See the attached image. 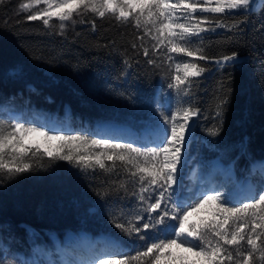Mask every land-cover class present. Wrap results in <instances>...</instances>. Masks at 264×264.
I'll list each match as a JSON object with an SVG mask.
<instances>
[{
	"label": "snow or ice",
	"instance_id": "obj_1",
	"mask_svg": "<svg viewBox=\"0 0 264 264\" xmlns=\"http://www.w3.org/2000/svg\"><path fill=\"white\" fill-rule=\"evenodd\" d=\"M255 10V0H32L20 5L26 21H41L45 29L58 25L59 31L52 34L60 36L77 23L91 24L94 30L97 18L134 28L139 43L131 47L137 55L142 49L148 65L166 68L169 97L176 94L182 103L155 101L141 134L110 126L106 135L101 134L104 127L70 131L65 122L38 124L35 118H17L11 111L0 117V184L63 161L78 174L120 177L94 190L97 203L131 196L135 204L134 209L110 214L109 223L119 231L101 241H92L81 229L78 247L83 254L53 240L51 247L35 245L31 259L17 253L15 264H264V159L251 163V174L259 175L253 182L235 180V160L226 168L220 164L230 149L202 141L209 152H219L211 167L203 159L194 164L197 157L192 155L193 126L201 114L191 102L194 82L210 71L242 70L248 62L237 51L209 56L204 34L218 28L239 30V22L228 25L225 20ZM124 63L131 67L127 60ZM11 75H22V68L16 66ZM231 88L230 75L218 82L215 122L206 129L211 137L223 129ZM233 147L241 155L247 152L246 141ZM96 212L95 204L86 208L82 223ZM29 238L34 242L35 234ZM8 252L0 239V264H5Z\"/></svg>",
	"mask_w": 264,
	"mask_h": 264
},
{
	"label": "trees",
	"instance_id": "obj_2",
	"mask_svg": "<svg viewBox=\"0 0 264 264\" xmlns=\"http://www.w3.org/2000/svg\"><path fill=\"white\" fill-rule=\"evenodd\" d=\"M16 1L0 5V104L62 119L67 110L70 119L66 122L74 129L113 123L139 130L134 110L153 101L164 69L148 65L142 49L136 54L131 47L139 43L136 30L110 18H97L94 30L91 24L77 23L60 36L52 34L59 31L57 27L45 29L41 21H26L23 15L13 13ZM255 9L251 15L237 12L225 20L228 25L239 22V30L218 28L204 34L209 56L237 51L247 58L244 68L210 71L194 82L191 94V102L201 109L193 126L194 163L203 159L211 167L219 152H209L201 143L211 141L220 150L230 149L220 162L235 160L236 177L253 182L259 175L251 174V163L264 159V3L257 0ZM125 60L131 67L125 66ZM16 66L22 68V75H11ZM229 75L231 101L224 112L223 129L219 136L211 137L206 129L215 122L218 82H226ZM28 85L37 91L29 92ZM170 100L174 106L182 103L176 94ZM245 141L247 152L241 155L233 146ZM113 179L120 177L99 172L78 174L60 161L0 184V225L4 226L0 239L9 248L5 264H15L17 253L30 256L35 245L51 247V236L63 239L81 229L92 236L118 233L109 216L117 210L134 209V198L117 200L112 196L97 203L94 194ZM128 188L131 191L132 185ZM93 204L96 214L82 223L85 209ZM32 233L34 242L29 238Z\"/></svg>",
	"mask_w": 264,
	"mask_h": 264
},
{
	"label": "rangeland",
	"instance_id": "obj_3",
	"mask_svg": "<svg viewBox=\"0 0 264 264\" xmlns=\"http://www.w3.org/2000/svg\"><path fill=\"white\" fill-rule=\"evenodd\" d=\"M7 1H10V0H5V2ZM257 0H255L256 2ZM23 3H32V0H17L16 3H15V7L13 9V13L15 14H21L23 15L24 17H26L27 13H21L20 12V5L23 4ZM43 5H36V8H39V7H42ZM31 10V9H30ZM73 25H70V27L68 29H71ZM57 28H58V25H57ZM59 29V28H58ZM67 29V30H68ZM164 69V76L162 79L159 80V88L158 90L156 91L154 97H153V101L150 103V105H144V106H140V107H137L135 110H134V118H135V121H136V124H141V127L139 128V130L135 131L134 129H132L131 127L127 126V125H124V127L120 126L119 128H115L113 126H111V129L113 130H122L124 132H127L128 134H141L142 132H144V122L148 119L149 117V111H150V108L151 107H156V104H155V101H159L160 103H168L170 101V97H169V90L167 89V77L165 75V72H166V68H162ZM11 111V112H14L17 116V118H23V117H29V118H35L38 122V124H44V123H47L48 121H56V122H65V125L68 127V130L70 131H77V130H84V131H88V130H91V129H84L83 127L82 128H71L68 123L66 122L65 119H62V118H58V117H54V115H50V114H46L44 112H41V111H30V109H28V111H21L20 109H17V108H11V107H7L3 104H0V117H4L6 118L7 117V113ZM113 123H98L96 124L92 129H96V130H99L101 129L102 127H99V126H102L104 125L106 128V130L104 132H107V126L106 125H112ZM49 126H58V125H49ZM129 129V131L127 129ZM101 134H109V133H101ZM194 163V162H193ZM195 164V163H194ZM220 164L223 166V167H228V164H224L222 162H220ZM233 173H234V178L236 181H245L247 180L248 178H237L236 175H235V172H234V169H233ZM217 180H220L222 179V177L220 176H217L216 177ZM258 181V180H256ZM196 217H193V219H195ZM88 234V233H87ZM88 237L92 240V241H101L102 240V237L103 236H92L90 234H88ZM98 237V238H96ZM50 241H51V244H52V241L55 240L57 241L58 243H60L61 245H64V246H67L70 250L71 249H76L77 252H79L80 254H83L81 252V250L79 249V245L82 243V241L79 239V233L77 234H69V235H66L63 239H59L55 236H51L49 237ZM21 254V253H19ZM23 255V254H21ZM23 257L25 259H31L32 256H24ZM19 258V256H18Z\"/></svg>",
	"mask_w": 264,
	"mask_h": 264
},
{
	"label": "bare ground",
	"instance_id": "obj_4",
	"mask_svg": "<svg viewBox=\"0 0 264 264\" xmlns=\"http://www.w3.org/2000/svg\"><path fill=\"white\" fill-rule=\"evenodd\" d=\"M55 117V116H54ZM106 126H113V127H115V128H119L120 126H116V125H106ZM53 127H56V126H53ZM99 127H105L104 125H102V126H99ZM122 127V126H121ZM125 128V127H124ZM127 129V128H126ZM128 131H129V129H127ZM103 133H108V131L107 132H103ZM88 235V234H87ZM96 238H98V237H96Z\"/></svg>",
	"mask_w": 264,
	"mask_h": 264
},
{
	"label": "water",
	"instance_id": "obj_5",
	"mask_svg": "<svg viewBox=\"0 0 264 264\" xmlns=\"http://www.w3.org/2000/svg\"><path fill=\"white\" fill-rule=\"evenodd\" d=\"M112 125H116V126H123V127H124V125H118V124H112Z\"/></svg>",
	"mask_w": 264,
	"mask_h": 264
}]
</instances>
